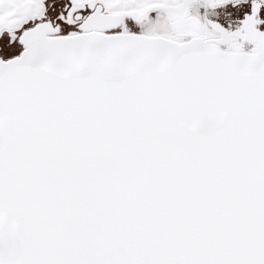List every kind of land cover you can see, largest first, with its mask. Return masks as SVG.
<instances>
[{
  "label": "snow or ice",
  "instance_id": "obj_1",
  "mask_svg": "<svg viewBox=\"0 0 264 264\" xmlns=\"http://www.w3.org/2000/svg\"><path fill=\"white\" fill-rule=\"evenodd\" d=\"M0 264H264V0H0Z\"/></svg>",
  "mask_w": 264,
  "mask_h": 264
}]
</instances>
